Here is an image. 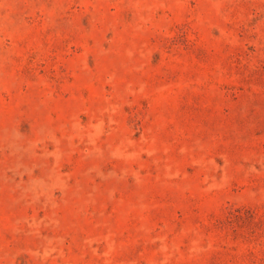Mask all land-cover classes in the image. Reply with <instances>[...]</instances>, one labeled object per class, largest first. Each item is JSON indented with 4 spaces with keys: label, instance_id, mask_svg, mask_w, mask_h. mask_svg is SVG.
I'll return each mask as SVG.
<instances>
[{
    "label": "rangeland",
    "instance_id": "1",
    "mask_svg": "<svg viewBox=\"0 0 264 264\" xmlns=\"http://www.w3.org/2000/svg\"><path fill=\"white\" fill-rule=\"evenodd\" d=\"M0 264H264V0H0Z\"/></svg>",
    "mask_w": 264,
    "mask_h": 264
}]
</instances>
